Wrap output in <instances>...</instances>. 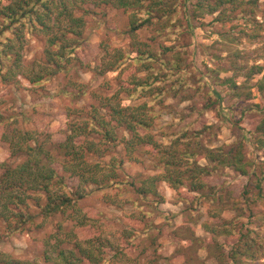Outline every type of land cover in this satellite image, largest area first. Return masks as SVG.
I'll return each mask as SVG.
<instances>
[{"label":"trees","instance_id":"16d2710c","mask_svg":"<svg viewBox=\"0 0 264 264\" xmlns=\"http://www.w3.org/2000/svg\"><path fill=\"white\" fill-rule=\"evenodd\" d=\"M6 1L0 0V77L3 81L9 83L23 76L31 85H41L79 61L78 51L85 42L87 21L86 16L78 14L88 12V6H111L130 14L131 51L126 54L122 49L116 50L113 57L102 65V73L115 71L126 60L133 67L138 65L149 73L146 78H138L136 71H133L131 79L123 87L128 97L123 98L120 93L114 95L113 100L108 99L103 106L108 109L107 114L94 107L86 118L89 120H72L66 139L59 143L50 138L42 141L37 132L18 127L15 118H11L7 124V118L0 113V125L8 126L2 140L10 151V158H25L17 165L10 162L0 165V225L6 232L16 233L35 223L36 211L44 218L59 215L62 222L57 232L41 242L46 249L43 255L45 263L105 264L109 253H114V257L123 255L137 234L148 232L145 228L148 223L143 221L142 216L132 215V228L115 237L114 232L105 233L104 228H100V214L95 209L80 205L94 191L113 189L115 197L121 196V171L125 160L112 155L118 146L124 147L132 161H137L135 154L141 148L148 147L154 153L156 168L163 170V173L147 178L139 187L134 184L135 193L140 199L162 200L158 188L160 182H166L181 195L185 189L197 193V197H206L207 191L215 188L203 181L204 177L217 173L220 167H230L248 176L251 167L257 177L258 188L257 198L252 203H260L264 208V160L245 164L242 144L234 145L229 150L208 148L203 143V136L211 130V126L205 122L200 127L195 126L194 130L183 128L165 133L161 141L151 132L156 112L150 102L160 101L164 95H180L187 91L188 99H191L189 89L193 73L182 58V52L176 51L174 46H165L162 51L155 52L144 49L136 38L141 29L156 23L162 22L157 27L159 35L179 28L178 0ZM195 7L196 11L208 14L221 10L218 21L226 22L233 19L232 15L242 7V2L199 0ZM27 34L37 37L43 35L44 39L42 57L29 65L25 64L23 55ZM255 69L246 81L260 73L255 72ZM213 71L209 70L208 73ZM223 83L231 84L236 96L252 97L251 90L242 94L245 83L241 86L231 77ZM201 91L196 90V95ZM208 95V100L199 101L193 109L201 115L202 120L207 110L221 105L220 93L212 90ZM141 97L152 99L140 106L133 104L134 100ZM250 109L263 114L249 132L257 149L264 150V107L252 104ZM100 129L103 132L98 131ZM121 129L126 133L119 135ZM202 159H206L208 165H202ZM189 203H195V198ZM133 205L136 210L142 207L139 200H134ZM141 213L143 217L147 215L144 211ZM205 227L212 235L211 239L206 240L205 247L214 252V258L220 264L226 259H230L233 264L247 261L264 264V237L259 240L249 233H240L234 223L226 219L218 224L206 223ZM217 237L234 239V242L229 243L231 249L225 250L224 245L216 240ZM150 255L148 253V257ZM0 264L37 263L15 259L0 250Z\"/></svg>","mask_w":264,"mask_h":264},{"label":"rangeland","instance_id":"374dc122","mask_svg":"<svg viewBox=\"0 0 264 264\" xmlns=\"http://www.w3.org/2000/svg\"><path fill=\"white\" fill-rule=\"evenodd\" d=\"M178 1L179 28L159 35L157 27L162 22L156 23L141 29L136 40L144 49L155 52L162 51L165 46H174L176 51H181L193 73L189 89V95L193 97L188 99L187 91L180 95H164L153 103L152 97H141L133 104L140 106L151 101L156 112L151 132L159 141L165 133L183 128L194 130L195 126L200 127L205 122L211 126L203 136V143L208 148L229 150L242 144L245 164L264 160V150L257 149L249 132L263 117L250 106L261 104L264 107V0H241L242 7L232 15V20L226 22L218 21L221 10L215 14L196 11L199 0ZM87 9L88 12L78 14L86 16L87 21L85 42L78 51L80 60L67 71L36 86L23 76L9 83L0 77V113L7 118V124L15 118L18 127L37 132L42 141L50 138L55 143L62 142L69 133L72 120H89L86 118L94 107L107 114L108 109L103 106L108 99L113 100L114 95L120 93L121 97H128L123 87L133 71L138 78L149 76L148 71L138 65V69L133 67L129 60L115 71L102 73V65L113 57L116 50L122 49L126 54L131 51L130 14L111 6H88ZM26 38L23 55L25 64L29 65L42 57L44 39L43 35L37 37L33 34H27ZM153 67L160 68L159 65ZM254 68L260 73L252 74L246 81ZM209 70L214 71L209 74ZM230 77L241 86L245 83L242 94L251 90L252 97L234 95L232 85L223 83ZM196 90L202 91L196 95ZM212 90L220 93L221 105L207 110L202 120L193 109L199 101L208 100V93ZM7 127L0 125V165L5 162L17 165L25 158H10V151L2 140ZM98 131L103 132L102 129ZM124 133V129L119 131V135ZM127 154L123 146H118L112 154L125 160L121 171V196L115 197L116 192L107 189L94 191L80 202L82 207L95 209L100 214V228H104L105 233L114 232L115 237L132 228V215L142 216L148 223L145 226L147 233L137 234L123 255L114 257V253H109L105 264H220L214 258V252L205 247L206 240L212 238L205 226L206 223L218 224L223 219L233 222L238 232L263 240L264 208L260 203H252L257 198L258 188L251 167L248 176L230 167H220L217 173L204 177L202 180L215 188L207 191L206 197H197V193L185 189L181 195L166 182H160L158 188L163 199L144 200L136 195L134 184L139 187L147 178L161 174L163 170L156 168L154 153L148 147L135 154L137 161L129 160ZM200 163L208 165L209 162L202 159ZM194 198L195 203L190 204ZM134 200H139L142 205L138 210L134 208ZM141 211L147 215L143 217ZM36 216L35 223L16 233H8L0 225V250L15 259L47 264L43 257L46 249L41 242L57 232L62 217L44 218L38 211ZM216 240L227 251L231 249L229 243L234 242L226 237H217ZM148 253H151L149 257ZM223 264L233 263L226 259ZM244 264H252V261Z\"/></svg>","mask_w":264,"mask_h":264}]
</instances>
